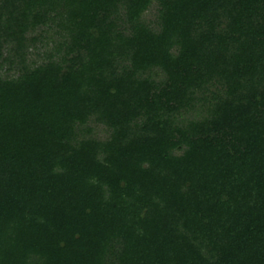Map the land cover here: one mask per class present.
<instances>
[{
  "label": "trees",
  "instance_id": "1",
  "mask_svg": "<svg viewBox=\"0 0 264 264\" xmlns=\"http://www.w3.org/2000/svg\"><path fill=\"white\" fill-rule=\"evenodd\" d=\"M0 264H264V0H0Z\"/></svg>",
  "mask_w": 264,
  "mask_h": 264
},
{
  "label": "rangeland",
  "instance_id": "2",
  "mask_svg": "<svg viewBox=\"0 0 264 264\" xmlns=\"http://www.w3.org/2000/svg\"><path fill=\"white\" fill-rule=\"evenodd\" d=\"M148 19H152L153 18V11H151L149 14H147L146 16Z\"/></svg>",
  "mask_w": 264,
  "mask_h": 264
}]
</instances>
